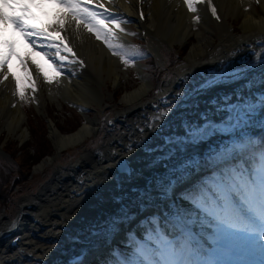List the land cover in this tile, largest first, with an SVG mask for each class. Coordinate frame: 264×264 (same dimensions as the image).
<instances>
[{
	"label": "bare ground",
	"instance_id": "obj_1",
	"mask_svg": "<svg viewBox=\"0 0 264 264\" xmlns=\"http://www.w3.org/2000/svg\"><path fill=\"white\" fill-rule=\"evenodd\" d=\"M212 1H216L219 5L217 13L221 16V20H217L213 15L211 18L209 13L207 16L208 20L206 21L207 24L203 27H196V25L188 20L189 13L184 9L182 0H143V3H141V0H113V3L111 4L108 3V0H99V2L106 7L113 8L115 10L113 14L122 16V19L129 21L130 17H136L134 20L135 25L144 31L149 42V46L155 52V55H160L159 44H157V42H162L172 47H176V44L182 47L188 43L190 44L188 47L189 49L183 57V61L181 66H179V69L174 70V78H172L171 81L159 84V89L161 90L158 93L162 91L163 94L160 93L157 96H154L152 100L144 101L142 99V96L147 94L153 84H151V82L144 75L141 70V65L134 60V66L139 74L141 82L137 87L131 90H125L121 98L125 108L116 112L118 119H115V121L120 123L122 122V126L128 131L117 132L114 136H112L111 141H115V145L111 148L112 151L108 154V156H98L97 158H94V153H87L82 156L80 164H71L67 166L65 168V173L57 170L56 175L58 176V179L56 180L55 178L52 180L47 184V187H41L40 192L37 195L24 194V196L20 199L19 207L21 206L20 210L25 211V214L21 217L12 219L8 217L6 213H2L0 215V264H24L17 251H10L9 253L5 251L8 245L6 241L10 237L14 238L15 236H19L20 241L14 249L17 250L22 246H25L23 249H20L22 253H28L25 249L30 248L31 245L44 249L49 248L50 244L46 243H51L55 239L53 237L52 224L49 222V219L45 217V215L50 213L52 203L56 201L58 195H60L62 191L69 194L73 188L79 190L83 189V186H87L91 182L90 175L93 171H106L108 175H110L108 179L109 181L104 183V187H101V190L98 191L97 201L90 202L88 206H84L80 211H76L75 215L72 216L75 220L71 222L75 226H71V228L73 229L75 227V232L73 230V233H76L79 229H81L82 232H87L92 229V225H95L97 227V231L92 229L93 235H91V237L88 233H84L82 241L87 239L86 241H89L91 246L87 250L82 251V247H85L83 242L80 244L75 243V247H73L69 244L70 241L68 240L65 246L67 248H72L71 254H69V257H63L61 264H76L77 260H82L83 262L88 258L99 260L104 254H110L111 256L112 251L115 249L113 242L123 239L125 237V232L130 230L129 226L133 223V217L131 215H135V217L138 215L142 216L140 211L144 208L141 207L139 200H137L138 190L143 189L146 186L148 179L153 176V173L164 171L162 167L157 166L150 172V170L148 171V168H151L150 165L143 167L141 164H133L134 168L129 170L132 171L131 173L115 171V163L113 162L117 160V157L127 156V152L129 153V151H124L125 149L122 146V142L120 143L119 141L124 138L126 139L128 136H131V139L138 137V135H134L135 130L133 133H130L131 128H129L127 124L131 125L136 123V119L133 120V118H131L133 121L130 122L129 117H135L138 113L136 111L142 110V107H146L148 102H154L155 99L156 101H159L161 98V100H163V97L167 99L174 97L176 95L175 93L185 90L183 86L195 83L199 78L198 75L202 74V71H206L208 68H213L211 69L212 72L218 66L222 65L225 60L232 62L230 65H241V67H243L248 63L255 62L258 57H264V0H259V9L253 7L252 10H249V7L247 8L243 0ZM91 2L97 3V0H92ZM141 10L144 12L143 19L140 18ZM65 11H67L66 8L59 7L54 10L51 19L40 21L38 25H35L37 27H44L49 24L54 25L59 19L60 14ZM228 14L242 19L239 25L241 31L239 34H237L234 30L233 19ZM109 19L111 18L109 17ZM33 22L34 20L32 23ZM122 27L125 28V32L121 33L117 30V35L118 37L122 36L124 38L125 51L128 54L130 53L128 58H132V45L129 37V29L131 27H129L128 23L123 24ZM60 34L64 38L65 43H67L76 53L75 57H72L69 53L63 52L61 55H67L69 57V61H71L73 59L79 60L78 56H82L81 54H84L91 61L89 63V67L91 69L79 68L76 65L78 63H65L63 65L64 71L62 72L67 73L69 78H71V83H69L67 87L69 88L72 96L71 100L67 102L76 105V107L78 106L79 108H82L86 121L72 132H62L56 122L51 118L49 122L50 138L52 139V143L56 149H62L79 144L82 139L91 136L92 132L96 131L98 121L97 116L90 117L86 112L89 110L90 106H97L99 108L102 106L103 100L108 93L107 87H105L107 93L103 92L101 89V85L106 86L105 79H108L114 86H116L119 85L121 77L127 73L123 58L120 59L117 55L113 57L110 54L111 50L107 47V45H105L107 48V50H105L102 46L101 40H97L94 33L87 32V30L83 27H80V29L77 30L73 23L67 22L66 30ZM216 38H218L219 41L217 44H214ZM255 38H257V43L255 40H252ZM114 42L115 40L112 41V43ZM217 46L221 47V49L220 52L215 54L214 52ZM54 51L55 50L52 49V52ZM223 52L224 54H222ZM21 54L22 55H20V57L31 58L40 62V56L44 57L43 54L45 53L42 48L34 45L33 49H23ZM44 58L50 63H55L60 69L57 61L53 60L51 56H46ZM223 58L224 60L221 61ZM17 61L21 60H19L18 57H13L11 60V69L14 73L16 69L23 67L21 62ZM225 66H227V63H225L222 67L224 68ZM222 67L221 69H223ZM196 69L199 70L194 72L193 70ZM179 70H182V73H178ZM28 72H30L32 76V72H36V68L33 64H31V62L28 64ZM192 72L193 74H190ZM249 75L251 76L252 73H249ZM31 78L32 80H29L28 86L31 81H35L38 85V93H36L35 96L32 95V99L36 103L37 107L40 110H43L45 109L44 107L47 102V95L51 99H56L57 97L49 91V83L44 79V77L36 76V74H34ZM40 79H43V82H40ZM92 82H95L97 87L94 86ZM175 83H179L180 86H182V89L178 90L174 88ZM243 83L244 81L230 83L228 84L230 86L229 90H213L212 92L209 90V94H211L213 98L218 97V94L221 93L232 94L233 100H235L234 92ZM44 89H48V92H45ZM259 90L264 89L258 88L257 91ZM27 91L30 93L31 87H29ZM202 95L206 96L207 92L202 93ZM208 99L209 97H207V100L205 98L202 105H199L200 108L195 111L197 114L195 116L192 115L193 118H189L191 122H196L201 119L202 114H200V112H203L205 108H208L210 106L209 103L212 101ZM184 122H186V120L182 121L180 119L173 124L169 123L172 125L164 122L165 126L162 127V130H164L162 132H164L165 137L184 132ZM256 132H259L258 128L256 129ZM0 133H5L6 137H12L17 140H24L30 135L29 128L27 126L26 113L23 108V101L19 97L16 81L11 75L7 81H4L3 74H0ZM142 138H144V136ZM137 140H139V138ZM145 143H148V141H145ZM207 147V144H201L198 146L197 150L200 153H203ZM138 152L142 153V151ZM128 156H130V153ZM137 156L139 155L137 154ZM43 160L38 163L39 167L42 166L44 162ZM109 160H112L111 165H107L109 164ZM141 160H143V158L139 161ZM112 179L119 180L123 183H120V186L118 187H113L111 185ZM54 184L56 186H54ZM50 186H54L51 194L48 193L51 189L49 188ZM57 193L59 194L57 195ZM62 195L65 197L64 193H62ZM44 201L48 202V205H46ZM157 203L160 204V209L163 211V214L168 211L167 204H162L159 200L155 201V204ZM148 204L149 203H146V206ZM187 206L190 207L188 204ZM122 208L128 212V219H122L117 216V213ZM130 211H134L136 213H131ZM79 213H82L81 217L79 216ZM110 217L120 220L117 232L115 234L101 233V228ZM210 229L211 228L205 229V235H199L200 229H195L203 248L209 251L215 247L207 243L208 240L206 234ZM27 232L30 236H26L25 233ZM133 233L139 239H141L144 235L143 232H139V234H136L135 232ZM26 242L31 245H26ZM130 250L131 247L125 252ZM35 252L36 255H39L37 251ZM222 259L229 262V264L237 261L243 262V264H260L261 260L264 258H240L238 260L230 259V256H225L222 257ZM46 263H48V261H46ZM25 264L34 263L30 258V260H28Z\"/></svg>",
	"mask_w": 264,
	"mask_h": 264
},
{
	"label": "snow or ice",
	"instance_id": "obj_2",
	"mask_svg": "<svg viewBox=\"0 0 264 264\" xmlns=\"http://www.w3.org/2000/svg\"><path fill=\"white\" fill-rule=\"evenodd\" d=\"M183 2L194 14V22L201 19L197 6L205 2L211 6V14L220 19L212 0ZM44 3H54L67 11L60 14L54 25L37 27L32 23L35 19L32 8ZM108 3H113V0H108ZM89 4L91 0L87 3L85 0H0V74H3L4 81L10 75L14 78L21 100L25 98L21 77L11 69L14 56L21 60L29 80V62L49 84L53 83L54 77L35 59L19 57L16 41L4 37L9 25L14 33H19L57 61L61 72L65 63L84 64L82 60L69 61L67 55H61L63 52L76 56L60 34L66 30L67 22L73 23L77 30L83 27L94 33L96 39L102 40L114 55L123 57L126 65L130 62L124 45L112 43L119 39L117 30L125 32L122 25L128 21L104 8L99 0L96 7L103 11H93ZM140 18H144L142 10ZM261 66H264V57L240 68L222 69L200 83L197 94L222 84L244 81L234 92L235 100L232 94H218L200 120L186 121L182 135H170L163 146L151 150L158 154L150 166H160L164 171L153 173L146 186L138 190L137 200L141 204H155L159 200L167 204L168 211L163 216L154 214L144 220L142 223L147 229L144 238L137 239L134 233H130L131 250L122 252L119 248L114 249L108 264H229L222 257L241 251L246 243L264 241V90L253 91L264 89V67ZM29 87L35 91V82L32 81ZM161 115L166 116L167 113ZM201 144L208 145L203 153L197 150ZM208 167L211 168L210 174L192 187L176 192L194 172ZM117 216L129 218L124 208ZM119 223V219L110 217L103 227L114 233ZM197 228L200 229L199 235H205L206 228L214 229L208 236L215 245L212 250L203 248L195 231ZM258 246L264 254V242ZM76 264H82V260H77ZM260 264H264V259Z\"/></svg>",
	"mask_w": 264,
	"mask_h": 264
},
{
	"label": "rangeland",
	"instance_id": "obj_3",
	"mask_svg": "<svg viewBox=\"0 0 264 264\" xmlns=\"http://www.w3.org/2000/svg\"><path fill=\"white\" fill-rule=\"evenodd\" d=\"M243 2L246 4L247 8L249 7V10H252L253 7L259 9V2H257V0H243ZM182 3L184 9L189 13L188 20L196 25V27H203L205 24H207L206 21L208 20L207 16L209 15V13L212 18L210 10L211 6L207 2L199 4L197 6V14L201 18L198 23L194 22V14L188 10L183 0ZM51 5H54V3L41 5V9L48 14L47 16H51L50 19L53 15V9H49ZM212 5H214L218 11L219 5L216 3V1H212ZM228 15L233 19L234 30L237 33L241 32L239 25L242 19L240 17L236 18L235 16H232L230 14ZM35 16L38 17L41 15L36 14ZM128 23L129 27L132 26L131 28L134 29L130 32L129 36L130 39H134V43L138 48V52L141 53V55H138V59L142 60L143 62L141 70L143 71L147 79L151 82V84L153 83L151 88H153L154 86L153 81L157 82L158 79H164L165 81H168L171 78H174L175 73L173 72V70L181 66L183 57L186 55L190 44L187 43L181 47L175 43L176 47H172L165 43L157 42V44H159V51H161L160 57L155 55L154 51H152L153 54H150V56H148L147 54H145L147 49L144 43L146 41L144 31H142L141 28H136L134 22L131 19H129ZM19 41L22 43V45L16 46V51L20 47L25 48V46L31 45V43L27 42L22 36L19 37L18 42ZM218 41V38H216L214 44H217ZM101 43L103 48L107 50V48L105 47L106 44L102 40ZM114 44H116V40ZM218 48L220 47L217 46L215 50H218ZM20 51H22V49H20ZM110 54L113 57L116 56L113 54L112 50ZM43 55L44 57H46L45 54ZM81 55L82 56H78V59L82 60L84 64L83 66H81L78 63L76 64L77 67L91 69L89 67V63L91 62L89 58H87L84 54ZM44 57L40 56L39 63L43 65L44 69L49 73V75L54 77L53 83L49 84V91L56 95L57 98L51 99L47 95V102L44 107L45 109L40 110L31 97L32 95L35 96L36 93H38V85L36 84L35 91L31 89L30 95L27 91L29 89V86L27 87L26 83V80L28 79V73L25 72L23 67L16 69L15 74L21 77V84L24 88L25 98L23 99V108L26 113L27 126L29 128L30 135L24 140H17L12 137H6L5 133H0V148L2 152L4 151L6 153V155H4V153L2 152L0 153V214L6 213V215L12 219H15L16 211L19 209L20 199L22 196H24V194H38L41 187H47V184L52 180H54L55 178L56 180L58 179V176L56 175L57 170L65 173V168L71 165V163L74 164L76 160L79 161L80 157L82 158V154L88 152V148L94 147L97 144H100L101 141H103V128H105L104 126L107 125V120L109 119V117H114L116 109L122 110L125 108L124 103L121 101L125 90H131L137 87L141 82L136 69H133L130 64H125L127 73L124 75L125 77H121L119 85L114 86L111 81L105 79L106 86L101 85V89L103 92H106L105 87H107L108 93L106 92L107 94L103 100L102 106L100 108L97 106H90L89 110L86 112L90 117L97 116V129H99V131H97L96 129L95 132H92L91 136L82 139L79 144L62 149H56L52 143V139L50 138V119L52 118L56 122L57 126L62 132H72L76 130L86 121V119L84 112L78 110V108H76L72 103L67 102L71 100L72 96L69 88L67 87V85L71 83V78H69L67 73L61 72L55 63L48 62ZM118 57H120V59L123 58L121 56ZM58 73L59 75H57ZM32 74L33 76L34 74H36V76L43 77V74L39 73L37 70L36 72H32ZM33 76L31 75V77ZM42 80L43 79H40L39 81L41 82ZM92 84L97 87L95 82H92ZM151 88L146 95L142 96V99L144 101L150 100L148 99L149 97H154L156 96L155 94H158L159 90L151 92ZM44 90L45 92H48V89ZM108 130L111 131L110 127ZM117 131H126V129L121 124L118 129L115 128V130H112V132ZM107 141V143L105 142L106 144L103 142L104 144H101L99 148H97V150L99 149V154L95 153L94 158H97L98 156H108V154L111 153V148L114 147L115 141H111L108 138ZM125 141V138L121 140L123 148H125V145L123 144V142ZM154 143H156V139H154ZM41 160H43L44 162L42 166L39 167L38 163L41 162ZM108 163L109 164L107 165H111L112 160H109ZM113 163H116V160ZM141 165L144 167L151 164ZM156 167L148 168V171L150 170L151 172ZM90 177L91 182L87 186H83V189L76 190V188H73L69 194H66L65 191H62L66 198L63 197L62 193L60 195H58L59 193H57L58 198L52 203L50 213L47 215L42 214L45 215L47 219H49V222L53 227L52 231L55 240H53L51 243H46L50 244L49 248L44 249L26 242V245H31L30 248L25 249L28 253H22V251H20V249H23L25 246H22L21 248L15 250L14 247H16L17 244H8L5 251L7 253H9L10 251H17V253L20 254L21 260L24 264L28 260H30V258L34 264H61L62 258L69 257V254H71L72 248H67L65 246L68 240L70 241L69 244H71L73 247H75V243L80 244L83 242L85 247H82V251L90 248L91 246L89 244V241H86L87 239H84V241H82V238L84 233H88L91 237V235H93V230L97 231V227L95 225H92L91 227L93 230L91 229L87 232H82V230L79 229L78 231H76V233H73L75 227L72 229L71 226L75 225L71 222L75 219H73L72 216L75 215L76 211H80L84 206H88L90 202L97 201V193L99 190H101V187H104V183H107L109 181L108 179L110 175H108L106 171H93ZM120 183L122 184L123 182L115 179H112L111 181V185L113 187L120 186ZM54 186L56 185L54 184ZM54 186L49 187L51 188L48 192L49 194L52 193V189ZM44 203L48 205V202L44 201ZM146 203L147 202L141 204V202L139 201V204L142 208L146 207ZM130 212L136 213L134 211ZM81 215L82 213H79L80 217ZM131 216L133 218L135 217V215ZM116 232L117 230L111 234H115ZM101 233L109 232H107L106 229L102 227ZM25 234L26 236H30L28 232ZM212 234L213 232L209 233V235ZM19 241L20 240H18L17 243ZM260 242L264 241H257V243L255 244L246 243L242 246V248L256 251L257 253H259V256H264L258 246ZM126 246V248H128L129 244H127ZM35 251H37L39 255H36ZM88 260H91L92 262V260L96 259L88 258ZM46 261H48V263H46ZM91 262L88 261L84 262L83 264H89Z\"/></svg>",
	"mask_w": 264,
	"mask_h": 264
},
{
	"label": "flooded vegetation",
	"instance_id": "obj_4",
	"mask_svg": "<svg viewBox=\"0 0 264 264\" xmlns=\"http://www.w3.org/2000/svg\"><path fill=\"white\" fill-rule=\"evenodd\" d=\"M226 63H227V66H225L224 68L222 66H218L212 72H211V69H213V68H208V69H206V71H202V74L198 75L199 78L196 80L195 83H191L188 86L187 85L183 86L185 88V90L175 93L176 95L174 97H171L170 99H167V98L163 97V100H161L162 99L161 98L159 101H156V99H155L154 102H148V105L146 107H142L143 108L142 110L136 111L138 113L136 114L135 117L134 116L133 117L132 116L129 117L130 118V122H132L133 120L136 119V123L133 122L134 124H131V125L127 124V126L129 128H131V132L130 133H133L134 130H135V132H134L135 134L134 135L135 136L138 135V137H135V138H137V139L139 138V140H137L135 138H132V139H135L136 141L132 140L131 136L130 137L128 136L126 138V141L123 142V144L125 145V148H124L125 150L124 151H128L129 150L130 156H128L129 153L127 152V156L128 157L127 156H119V157H124L126 159L127 163L130 164V170L132 168H134L133 164H151V161L153 160L154 156L158 154V153H153L151 150L154 149V148L163 146L165 139L168 136H170V135H168L167 137H165L164 132H162V131H164V130H162V127L165 126L166 122H167L166 124H169V123L173 124L178 119H180L182 121L183 120L190 121L189 118H193L192 115L195 116L197 114L195 111L200 108L199 105L200 106L202 105V103H203L205 98L207 100V97H209L208 100H213L212 99L213 98L212 95L209 94V90L207 91V95L206 96H203L202 94H197L196 90L198 89V86L200 85L201 82H203L204 80L210 78L214 73L222 70L221 67L223 69H225V68L234 69V68H240L241 67V65H230L232 62H229V60H227ZM173 72H174V70H173ZM178 73H182V70H179ZM190 74H193V72L190 73ZM171 79L168 80V81H171ZM153 82H154V86H153V88H151L152 89L151 92H153L155 90H159L160 91L161 89H159V84H162L163 82H167V81H165L164 79H158L157 82L156 81H153ZM155 86H157L158 88L155 87ZM181 87L182 86H180L179 83H175L174 84V88H176L178 90H181L182 89ZM227 89L229 90L230 86L228 84H226V85L222 84V85H220L218 87L210 89L211 90L210 92H212L213 90L214 91H216V90L225 91ZM254 90L257 91V89H254ZM160 93H162V91ZM160 93H158V94H160ZM151 94H153V93H151ZM158 94H155V95L157 96ZM151 98H153V96L149 97L148 99L152 100ZM209 105H210V103H209ZM206 109L207 108H205L204 111ZM204 111L200 112V114H203ZM162 113H167V115L166 116H162L161 115ZM158 117H159V120L157 119ZM131 118H133V120ZM121 124H122V122L121 123L120 122L116 123L115 121L111 120L110 123H107V125L104 126L105 128H103V130L107 132V137H108L109 140H111L112 136H114L115 133H117L119 131L118 130L117 132H109V130H108L109 127H110V129L112 131V130H115V128L118 129V127H120ZM153 124L156 125L157 130H156V128L150 127ZM172 124H169V125H172ZM127 131L128 130L126 129V132ZM150 131H152V132H150ZM148 132H149V135H148ZM160 133H162V134H160ZM182 134H183V132L180 133V134H177V135H182ZM143 136H144V138H142ZM154 139H156V143L153 142ZM145 141L146 142L148 141V143H145ZM119 142L121 143V141H119ZM106 143H107V141H106ZM126 148H127V150H126ZM138 151H142V153L138 152ZM98 154H99V152H98ZM137 154L139 156H137ZM131 156H133V157H131ZM144 157H145V160H144ZM129 158H131V159H129ZM137 158L139 160L141 158H143V160L139 161ZM118 159L119 158L117 157V160ZM134 160L137 161V162H135ZM115 171H117V170H115ZM131 172L132 171H129V173H131ZM190 178H193V176H191ZM184 189H186V182L183 185H181V187L177 188V190H184ZM151 208L159 209V204L158 203L157 204H148L143 210L140 211V213L144 212L147 209H151ZM136 217H138V216H136ZM136 217H134V218H136ZM134 218H133V220H134ZM133 220H132V222H133Z\"/></svg>",
	"mask_w": 264,
	"mask_h": 264
},
{
	"label": "water",
	"instance_id": "obj_5",
	"mask_svg": "<svg viewBox=\"0 0 264 264\" xmlns=\"http://www.w3.org/2000/svg\"><path fill=\"white\" fill-rule=\"evenodd\" d=\"M0 149H1V148H0ZM0 152H2V151L0 150ZM2 153L5 154L4 151H3ZM87 153H94V154H95V151L88 150V152L82 154V156H84V155L87 154ZM81 160H82V158L80 157L79 161L81 162ZM79 161L74 162V164H80ZM71 164H73V163H71ZM86 164H87V163H86ZM118 166H119L120 169H127V168H128V165L125 164V162H124L123 160L119 162ZM35 195H37V194H35ZM27 206H29V205H27ZM20 209H21V206L19 207V209H18V211H17V214H16V216H15V219H16L17 217H21L23 214H25V211L20 210ZM1 214H2V213H1ZM1 214H0V215H1ZM27 215H30V214H27ZM17 238H19V236H15L14 238L12 237L10 240H7L6 242H7L8 244L14 245V244L16 243ZM6 242H5V243H6Z\"/></svg>",
	"mask_w": 264,
	"mask_h": 264
}]
</instances>
